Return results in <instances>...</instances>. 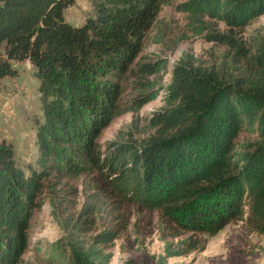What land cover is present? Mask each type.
Wrapping results in <instances>:
<instances>
[{"label":"trees","instance_id":"16d2710c","mask_svg":"<svg viewBox=\"0 0 264 264\" xmlns=\"http://www.w3.org/2000/svg\"><path fill=\"white\" fill-rule=\"evenodd\" d=\"M171 1L95 0L94 18L74 27L62 17L73 0H0V56L5 58L0 57V79L14 75L8 61H28L42 117L34 136L35 158L26 171L16 165L12 147L0 143V264H19L28 231L21 211L36 206L44 180L82 163L112 174L118 170L115 157L100 162L95 140L115 113L120 78L141 51L145 32L160 6ZM177 11L205 13L241 28L264 14V0H191ZM216 39L237 54L244 52L231 38ZM254 60L264 62V37ZM137 70L153 72L150 64ZM260 79L253 85L249 80L227 83L213 69L182 60L172 71L168 102L173 106L153 117L157 135L134 148L116 147V157L127 158L117 176H135L159 213L164 244L158 264L202 251L205 237L240 221L247 233L264 237ZM246 124L257 125V140L236 152L235 140ZM68 220L73 240L86 220ZM116 233L107 229L92 243H111ZM69 248L71 264H97L103 258L91 245L74 241Z\"/></svg>","mask_w":264,"mask_h":264},{"label":"rangeland","instance_id":"374dc122","mask_svg":"<svg viewBox=\"0 0 264 264\" xmlns=\"http://www.w3.org/2000/svg\"><path fill=\"white\" fill-rule=\"evenodd\" d=\"M93 1L73 0L63 10L64 21L77 27L94 18ZM189 1L162 4L145 32L141 51L120 78L115 113L95 140L100 162L115 157L119 170L127 165V158L126 154L116 157V147L134 148L157 135L159 125L153 117L173 106L168 102L172 71L180 61L187 59L193 67L213 69L227 83L249 80L253 85L264 78V62L257 65L254 60L255 48L264 37V14L241 28H232L205 13L177 11L178 5ZM220 35L233 39L244 52L237 54L218 41ZM8 63L14 75L0 79V143L12 147L16 165L26 171L35 158L34 136L42 120L37 81L28 61ZM147 64L153 72L139 73L137 69ZM142 100L148 101L137 107ZM256 130V124L242 127L235 140L236 152L257 140ZM118 170L112 174L82 163L44 180L36 206L27 209L28 213L21 211L28 231L19 264H71L69 242L74 241L100 252L103 258L97 264H158L164 244L159 237V213L136 177H118ZM69 217L86 220L73 240L66 229ZM107 229L116 230V238L106 245L93 244L91 239ZM161 264H264V237L247 233L240 221L205 237L202 251L165 259Z\"/></svg>","mask_w":264,"mask_h":264}]
</instances>
